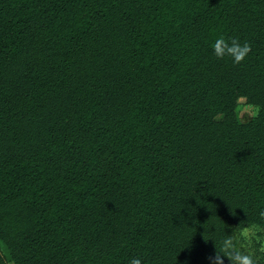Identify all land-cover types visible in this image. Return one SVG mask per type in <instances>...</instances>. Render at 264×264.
Here are the masks:
<instances>
[{"label": "trees", "instance_id": "trees-1", "mask_svg": "<svg viewBox=\"0 0 264 264\" xmlns=\"http://www.w3.org/2000/svg\"><path fill=\"white\" fill-rule=\"evenodd\" d=\"M262 210L264 0H0V264H220Z\"/></svg>", "mask_w": 264, "mask_h": 264}, {"label": "clouds", "instance_id": "clouds-1", "mask_svg": "<svg viewBox=\"0 0 264 264\" xmlns=\"http://www.w3.org/2000/svg\"><path fill=\"white\" fill-rule=\"evenodd\" d=\"M213 53L218 59L228 57L232 60L233 64H241L251 52V44L249 42L241 43L238 38L229 37L225 39L223 36L218 37L212 45ZM259 215L264 217V210ZM219 258L220 264L226 257L230 264H256L252 256L243 254L235 249L233 241L227 239L224 242L223 252L216 253V259ZM129 264H144L140 257H133Z\"/></svg>", "mask_w": 264, "mask_h": 264}, {"label": "rangeland", "instance_id": "rangeland-1", "mask_svg": "<svg viewBox=\"0 0 264 264\" xmlns=\"http://www.w3.org/2000/svg\"><path fill=\"white\" fill-rule=\"evenodd\" d=\"M254 113L255 109L253 107L245 105L242 100H239L236 108V116L239 123L246 122ZM231 240L237 251L252 256L256 264H264V237L260 229L256 227L236 228L231 232ZM0 255L2 256L1 251ZM3 262L4 264H10L4 259Z\"/></svg>", "mask_w": 264, "mask_h": 264}]
</instances>
